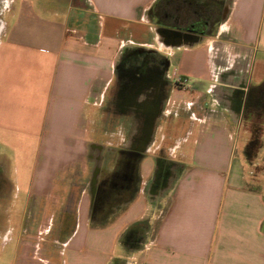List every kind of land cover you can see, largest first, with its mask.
I'll return each mask as SVG.
<instances>
[{"label": "crops", "instance_id": "crops-1", "mask_svg": "<svg viewBox=\"0 0 264 264\" xmlns=\"http://www.w3.org/2000/svg\"><path fill=\"white\" fill-rule=\"evenodd\" d=\"M154 2L11 0L0 33V247L14 245L10 264H264V126L253 162L243 154L246 92L264 81V0H225L213 34L182 35L192 45L149 19ZM136 51L165 60L162 116L138 191L104 211L90 186L101 155H113L118 177L133 153L137 118L110 101Z\"/></svg>", "mask_w": 264, "mask_h": 264}, {"label": "trees", "instance_id": "trees-1", "mask_svg": "<svg viewBox=\"0 0 264 264\" xmlns=\"http://www.w3.org/2000/svg\"><path fill=\"white\" fill-rule=\"evenodd\" d=\"M224 2L225 0H155L147 14L164 33L187 37L213 34L222 20ZM243 113L250 130L243 154L252 163L263 146L264 81L248 88Z\"/></svg>", "mask_w": 264, "mask_h": 264}, {"label": "flooded vegetation", "instance_id": "flooded-vegetation-1", "mask_svg": "<svg viewBox=\"0 0 264 264\" xmlns=\"http://www.w3.org/2000/svg\"><path fill=\"white\" fill-rule=\"evenodd\" d=\"M164 69V58L152 53L136 51L121 60L117 94L115 100L110 101L113 105L110 108L121 118L126 114L137 118V138L131 144L133 153L125 154L128 155L125 167L129 170L132 169V165L135 166L137 155L142 156V151L149 140L152 121L162 116L161 104L165 90L161 87L160 77L164 74ZM147 98L149 102L152 99L153 106L146 103Z\"/></svg>", "mask_w": 264, "mask_h": 264}, {"label": "rangeland", "instance_id": "rangeland-1", "mask_svg": "<svg viewBox=\"0 0 264 264\" xmlns=\"http://www.w3.org/2000/svg\"><path fill=\"white\" fill-rule=\"evenodd\" d=\"M11 7V0H0V33L2 31V23L5 21L6 16L8 15L9 9ZM216 11V10H214ZM184 13V12H182ZM184 15V14H183ZM183 26H186L184 24ZM261 67V66H258ZM263 68V67H261ZM259 69V68H257ZM249 125V122H248ZM241 139V138H240ZM99 158L98 164H103L105 166L104 172L102 171V175H100L97 178V183L100 185H92L90 186L92 192H94V207L97 205L102 206L104 211H107L111 208V206L116 202H125L127 200H130L138 191L139 184H140V177L138 172V162H139V155H137V160L135 166L132 165V169H125V172H122L124 174H120L118 177H116V174L118 171L117 168H109L107 170V167L109 166L108 163L111 161V157L113 155H107L108 158L102 160ZM128 155L122 154L120 158V164L118 168L125 167L126 162L128 161ZM118 165V164H117ZM134 167V168H133ZM98 172H96L95 175H97ZM129 173V174H128ZM115 174V175H114ZM130 178V179H129ZM112 183H114L117 186H112ZM119 183V185H118ZM123 184H127L124 185ZM121 185V186H120ZM99 220H108L105 218H101ZM42 225H45V221L42 219ZM145 228V224H140L138 226V229ZM140 229V230H141ZM43 231V227H42ZM42 237H44L42 235ZM134 238V237H133ZM43 241V239H42ZM133 245L136 244V240L130 241ZM14 245H12L10 242L6 244L4 247H0V264H10L13 257H14ZM45 257V256H43Z\"/></svg>", "mask_w": 264, "mask_h": 264}, {"label": "water", "instance_id": "water-1", "mask_svg": "<svg viewBox=\"0 0 264 264\" xmlns=\"http://www.w3.org/2000/svg\"><path fill=\"white\" fill-rule=\"evenodd\" d=\"M229 11V6L228 4L225 5L224 9H223V13H222V18L224 19L227 15ZM172 37V36H171ZM177 40H183L185 41L186 44L188 45H192L193 43H195L197 41V39H194V38H186L185 36H182V35H178V37H175ZM173 39V37H172Z\"/></svg>", "mask_w": 264, "mask_h": 264}, {"label": "built area", "instance_id": "built-area-1", "mask_svg": "<svg viewBox=\"0 0 264 264\" xmlns=\"http://www.w3.org/2000/svg\"><path fill=\"white\" fill-rule=\"evenodd\" d=\"M173 78H174L175 82H177L179 84L187 85V83H188V79L186 77L181 76V75L174 74Z\"/></svg>", "mask_w": 264, "mask_h": 264}]
</instances>
